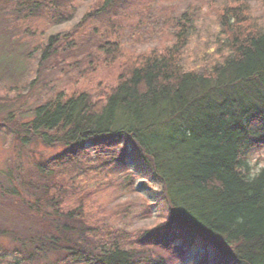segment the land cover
I'll return each instance as SVG.
<instances>
[{"label":"trees","instance_id":"obj_1","mask_svg":"<svg viewBox=\"0 0 264 264\" xmlns=\"http://www.w3.org/2000/svg\"><path fill=\"white\" fill-rule=\"evenodd\" d=\"M250 1L212 0L216 29L206 35L193 8L156 0H0V40L10 59L18 53V71L28 38L68 24L82 6L68 31L47 35L36 74L56 48L61 64L75 61L72 50L88 67L87 50L119 63L100 95L46 97L35 80L2 88L0 102L14 110L0 114V135L11 137L0 167V264H184L198 250V264H264V166L248 163L264 149V0L260 17ZM87 36L92 46L79 47ZM38 147L61 151L45 158ZM130 159L124 180L109 179ZM97 169L105 179L88 186ZM136 178L154 180L159 212L140 199L156 221L127 232L114 223L137 204L105 207L96 195L136 193Z\"/></svg>","mask_w":264,"mask_h":264},{"label":"rangeland","instance_id":"obj_2","mask_svg":"<svg viewBox=\"0 0 264 264\" xmlns=\"http://www.w3.org/2000/svg\"><path fill=\"white\" fill-rule=\"evenodd\" d=\"M211 2L212 0H156L155 6H168L175 4L179 7V10H185L188 7L193 8L197 25L200 27L203 33H205L206 35H210L216 29L215 16L209 8ZM82 4H84V1ZM250 5L254 15L256 17H260L263 13L262 0H251ZM82 7H78V11L75 17L68 24H63L61 26L53 28L50 32L45 33L46 35L43 38H28V40L26 41L27 43L29 42V45H27L28 49L23 54V58L25 60L23 59L22 69L19 71L17 70L16 66L18 53L16 55L14 54V57L10 59L9 52L7 51L8 45H5L0 40V64H8L7 69H0V100L5 95V93L1 92L2 88L5 86H11L14 83L21 86L25 82L28 85L30 82L35 80L36 89H39L38 92H43V94H46L47 97L50 96L51 90L53 89L58 91L61 90L63 93H68L70 90H81L89 92L91 94L100 95L102 91H105V85L112 84L113 81H115L117 72L119 71V63L114 66L103 65L99 53L95 52L94 50L91 52L87 50L85 52L91 54V56L87 59V61H91V64L88 67V64L83 62L85 56L79 50L71 51L76 54L74 62V56H65L66 59L61 64L60 54H62V48H56V51L51 55V57H49L48 60L44 61L41 64V67H39L40 73L36 74L40 55L43 52V45L46 41L47 35L61 30L68 31L71 28L72 24H75L79 21L81 17L80 13L81 11H83L81 9ZM88 37L90 36H87L84 39L78 41V46L89 49V46L91 44L90 42L87 43ZM68 52H70V50H68ZM63 55L66 54L63 53L62 57ZM40 89H42L43 91ZM12 94V91H10L8 93V96L12 97ZM43 98L44 96L42 97V99ZM40 101L41 99L37 98L36 101L31 102H33L32 104H37ZM13 110L14 109H11V106L0 102V114H7L9 112H12ZM3 132L4 131H2V133ZM10 142L11 137L9 133H7L5 137L3 135H0V167L4 168L7 165V160L11 155V146L9 144ZM114 148L117 149L116 147ZM60 151L61 149L59 148L45 149L42 147H38L36 149V152L42 154L45 158H49L55 154H58ZM132 161L133 160L130 159V164L124 167H115L110 172L109 179H113L115 181L124 180L128 176V174L134 170ZM248 163L254 172L262 168L264 166V149L255 152L250 157ZM99 171L100 170L97 169L96 175L93 176L90 181H88V186H92L95 183L105 179L103 175L99 173ZM132 187L135 189L136 193L131 192L129 190L130 188L118 190L107 187L99 191L96 195L97 202L105 207L113 206L119 203H125L128 201L137 204L136 208L133 210V213L126 221L122 223H114L115 226L121 227L127 232H135L140 228L149 227L153 224V222L156 221L155 219L150 217L147 209L143 205H141L140 199H147L149 202H151L150 204H153V217H156L157 213L159 212V207L156 206V203H154L158 195L157 185L154 180L136 178ZM200 252V250L191 252L184 264H198L199 258L201 257Z\"/></svg>","mask_w":264,"mask_h":264}]
</instances>
